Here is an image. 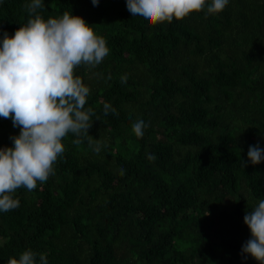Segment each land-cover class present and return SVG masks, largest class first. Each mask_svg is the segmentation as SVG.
I'll use <instances>...</instances> for the list:
<instances>
[{
	"label": "trees",
	"instance_id": "16d2710c",
	"mask_svg": "<svg viewBox=\"0 0 264 264\" xmlns=\"http://www.w3.org/2000/svg\"><path fill=\"white\" fill-rule=\"evenodd\" d=\"M30 3L0 0V42L31 18ZM210 3L152 25L126 0H42L43 19L80 16L106 41L103 61L75 73L102 147L69 133L54 174L16 190L19 207L0 212V264L25 250L36 264L41 254L47 264H258L242 246L243 217L264 200V161L247 157L264 149V0L215 14ZM19 132L0 117V148Z\"/></svg>",
	"mask_w": 264,
	"mask_h": 264
},
{
	"label": "clouds",
	"instance_id": "9594fccd",
	"mask_svg": "<svg viewBox=\"0 0 264 264\" xmlns=\"http://www.w3.org/2000/svg\"><path fill=\"white\" fill-rule=\"evenodd\" d=\"M91 2L97 6L99 0ZM228 2L211 0L207 13L223 11ZM205 4L206 0H126L132 16L152 25L183 19L204 10ZM42 6V0H31L26 5L31 18L14 35L4 33L0 42V117L11 119L13 127L20 129L11 137V147L0 148V212L19 207L14 198L17 189L32 191L38 181L43 183L54 174L53 165L64 152L62 140L69 133L87 137L97 154L102 147L99 139L94 141L88 135L93 113L85 105L90 89L75 73L81 65L95 67L103 61L109 53L106 41L80 16L64 12L58 18L43 19L36 13ZM126 80L121 77V82ZM103 110L116 114L109 103H104ZM145 127L143 120H137L132 131L141 138ZM81 142L73 141L76 145ZM247 157L258 165L264 161V149L251 146ZM155 158L148 156L150 161ZM243 222L251 238L242 246V253L264 264V200L247 212ZM35 256L25 250L8 264H36ZM39 261L47 264L42 254Z\"/></svg>",
	"mask_w": 264,
	"mask_h": 264
}]
</instances>
